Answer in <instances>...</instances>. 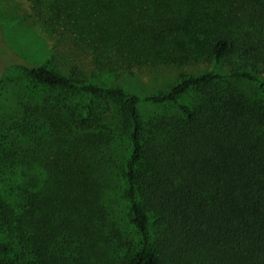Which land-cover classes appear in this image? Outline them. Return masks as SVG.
<instances>
[{
	"label": "trees",
	"instance_id": "trees-1",
	"mask_svg": "<svg viewBox=\"0 0 264 264\" xmlns=\"http://www.w3.org/2000/svg\"><path fill=\"white\" fill-rule=\"evenodd\" d=\"M28 2L45 31L61 42L67 33L114 78L181 71L193 61L210 66L139 96L91 83L75 68L63 74L50 64L14 61L28 81L63 97L76 132L98 124L109 105L126 126L122 200L139 241L122 263L112 249L106 264H163L166 256L165 264H264V0ZM231 82L257 85L258 96L242 97ZM144 105L175 113L144 118ZM26 152L36 183L23 195L14 154L0 144V264H90L72 247L84 232L95 236L82 212L97 190L85 149L61 152L63 189L54 198L34 192L51 149ZM57 198L66 204L55 215ZM89 239L94 247L97 237Z\"/></svg>",
	"mask_w": 264,
	"mask_h": 264
},
{
	"label": "rangeland",
	"instance_id": "rangeland-1",
	"mask_svg": "<svg viewBox=\"0 0 264 264\" xmlns=\"http://www.w3.org/2000/svg\"><path fill=\"white\" fill-rule=\"evenodd\" d=\"M64 34L65 41L61 42L60 35L45 31L28 0H0V144L7 153L14 154L16 160L11 168L16 171L15 179L23 195L25 186L30 189L29 184L36 183L35 171L26 163L29 161V157L26 159L27 149H51L50 154L45 153V159L36 172L40 183L34 192L38 190L42 193L39 196L44 198H54L62 186L64 154L60 155L61 152L80 146L85 149L89 167L94 169L98 182L93 176L97 189L95 201L92 199L82 212L87 214L89 227L93 228L95 236L90 231L84 232L78 240L83 245L73 243L72 247L77 246V251L87 255L90 264H106L105 261L114 258V249L118 252L115 258L122 263L126 253L137 248L139 239L124 216L126 205L122 200L124 183L121 176L129 146L126 126L118 116L116 106L105 108L102 120L92 128L76 132L66 119L67 111L61 109L63 97L60 98L56 91L28 81L14 61L16 64L17 61L28 65L50 64L63 74H69L75 68L91 83L117 85L139 96L166 89L180 74H199L209 71L210 66L203 61H193L186 63L181 71L173 66L162 67L156 71H143L135 78H114L97 70L89 54L74 47ZM231 89L242 97L258 96L255 84L231 82ZM171 108L144 105L140 112L144 118L172 115L175 111ZM54 202L59 207V210L53 209L57 212L55 215L63 214L66 200L57 198ZM54 225L52 230L57 233ZM58 234H62V228ZM60 235L55 239L60 241ZM89 236L97 237L94 247L89 244ZM99 249L106 258L97 254ZM168 259L166 256L163 264Z\"/></svg>",
	"mask_w": 264,
	"mask_h": 264
}]
</instances>
